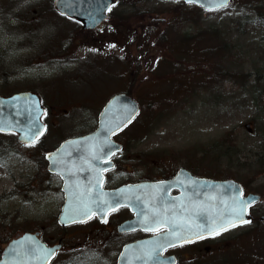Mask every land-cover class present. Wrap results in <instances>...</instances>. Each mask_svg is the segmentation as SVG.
Listing matches in <instances>:
<instances>
[{
	"label": "rangeland",
	"instance_id": "rangeland-1",
	"mask_svg": "<svg viewBox=\"0 0 264 264\" xmlns=\"http://www.w3.org/2000/svg\"><path fill=\"white\" fill-rule=\"evenodd\" d=\"M120 1L113 9V18L110 17L100 31L85 35L81 28H75L74 24L56 13L53 0H0V52L4 56L7 53L5 62L9 64L11 58L20 55L8 50L12 38H23V54L27 52L28 61L36 52L43 53L39 68L29 66L21 74L14 71L8 77L7 84H3L5 75L1 70L8 69V65L0 64V94L27 90L39 93L46 109L44 121L47 131L44 135H54L49 140L52 142L49 146H53L50 144L57 143L58 136L80 135L92 130L97 124L101 107L109 97L120 91H129L140 102L141 113L128 129L119 134L125 148L134 147L135 144V147L156 155L162 164H197L199 161L208 176L229 175L243 183L248 181L249 190L256 189L263 196L262 201L253 208V214L257 216L263 213L264 166L256 161L258 155L264 152V24L255 16L241 18L258 7L264 10V0H232L226 8L203 11L200 23H189L183 25L182 29L229 32L231 39L238 41L244 53L242 59H229L226 69L262 73L260 80L254 75L248 83L243 79L226 81L225 91H219L218 69H212L213 65L205 60H197L198 54L192 60L182 59L189 62L182 69L194 68L199 74L214 76L215 81L203 82L198 87L201 94L183 97L178 102L165 101L162 97L164 93L161 91L168 85L159 83V76L167 72L162 67L158 70L161 45L156 48L141 46L152 27L158 24L163 29L171 17H156L157 21L149 15H142L147 18L132 17L129 0ZM143 1H147V4L136 8V13L157 7L167 14H174L177 8L167 0ZM27 21L33 22V25L25 23ZM18 24L24 27L14 28ZM174 36L169 37L173 40L177 37ZM67 37L75 42L65 44ZM112 47L121 49L115 53ZM61 51L66 53L60 55ZM119 55L123 57L122 61L126 60V65L134 61L139 69L135 79H132V74L129 77L122 74L126 67L115 59ZM212 56L217 62V56ZM154 72V82L149 84L152 86L148 89V77ZM151 93H155V97H150ZM152 98L157 99L155 103L151 102ZM247 125L255 131L251 133ZM222 139L227 140L232 148L229 160L226 157L220 161L218 155L221 150L211 149ZM5 140L11 139L0 136V247L5 246L7 238L26 231H40L42 238L52 245L64 233L57 224L61 203L57 202L55 196L47 199L41 195H28L22 198L14 195L19 191L10 194L17 182L25 181L26 176L30 178L36 173V167L31 158L27 164H21L19 159L10 156V152L2 146ZM205 150L211 152L205 154ZM33 151L29 153L30 157H37L38 153L35 149ZM213 156L215 159H212ZM230 160H233L232 163L228 162ZM246 227L264 228L255 221ZM66 234L63 250L53 264H101L98 253L97 258L93 253L92 257L88 252L78 254L89 250L90 246L97 250L100 248V234L94 225L72 226ZM251 243L258 250L262 248L260 253L264 259V231L253 232ZM67 259L70 262L66 263ZM211 259L204 264H210Z\"/></svg>",
	"mask_w": 264,
	"mask_h": 264
},
{
	"label": "flooded vegetation",
	"instance_id": "flooded-vegetation-1",
	"mask_svg": "<svg viewBox=\"0 0 264 264\" xmlns=\"http://www.w3.org/2000/svg\"><path fill=\"white\" fill-rule=\"evenodd\" d=\"M30 21L25 23L33 25V22ZM17 26L18 27L14 26V28L24 27L21 24H18ZM78 27L81 28L79 25ZM84 32L86 35L87 32ZM22 40V37L16 40L12 38L8 50H12V53L17 52L20 55L18 58H11L12 61H10L9 64L6 63L7 61L5 62V60H7V53L6 56H4L0 52V64L8 65V69L1 70V72L5 75V83L3 84L8 83V77L14 71L21 74L26 71L29 66L37 68L40 67L43 53L36 52V54L31 55L28 61L27 52L26 55L23 54L25 46ZM69 42H71V39L68 40V43ZM74 42L75 40L71 43ZM68 43L65 42V44ZM63 48L64 46H62V50ZM67 50L68 49L65 51ZM65 53L66 52L61 51L59 54L64 55ZM41 77L38 78L41 79ZM35 93L40 96V99L44 105L43 97L39 93ZM45 117L46 114L44 115V120ZM97 126L98 119L96 126L86 133L94 131ZM46 130L47 125L45 123V131L43 135H40L32 143L20 142L18 135L15 133H0V136L11 139L5 140L2 144L4 150L10 152V156L19 159L21 164H27V160L31 158V161L36 167V173L30 178L26 176L25 181L21 180L17 182L14 191H12L10 194L19 191L18 194L14 193V195L16 197L20 196L22 198L25 196L28 197V195L34 197L41 195L47 199L55 196V198H58L57 202L61 203L58 208V216L61 212L64 202L67 199L66 192L63 189L66 180L70 181L74 186L71 187V190L69 191L76 196V202L85 200L103 203L105 202V199L103 198L105 191L117 190L123 186L141 182L171 180L177 176L180 170L189 172L193 178H230L206 175L203 166L201 163H199V161L197 164H185L182 162L174 164H162L160 163L161 160L157 158L156 155L147 153L146 150L135 147V144L134 147L125 148L122 135H119L121 132L115 134L113 139L116 143L120 144L122 148L119 152L112 155L110 161L108 159H104L99 154L91 157L77 155L57 156L55 162L58 165L68 163L69 166L67 168L70 171L67 173L64 170L62 173L52 172L49 168L50 160L48 158V153L56 151L58 147L68 139L80 138L87 135H83L86 134L83 133L80 135L58 136V142L55 144H50L53 146H49V143H52L49 142V140L53 139L54 135H44ZM34 149L36 153H38L37 157H30L29 153L34 152ZM88 152L100 153L101 149L90 148L88 149ZM86 160L92 163V166L88 169L81 167L84 165ZM103 163H106V168H102ZM22 177H24L23 174ZM233 179L237 180L236 178ZM190 180L192 179H190L188 174H184L180 177V182L182 184L189 183L191 186H193V183ZM237 181L243 187L244 196L249 193H256L251 191V189L249 190L250 186L248 181L244 183L239 180ZM41 190H43V192H41ZM181 193V188L175 187L170 191L161 189L160 191L156 192V194H153L152 197L155 200H161L168 205H173V203L182 201L179 198ZM147 197L148 195L146 194H138L132 199L135 201H142ZM21 202H23V200ZM254 206L255 204L249 208L251 220L247 223L234 226L213 235L192 237L190 240L184 241L177 239L176 242L173 241L171 244H167L166 241L161 240L159 237L168 231L167 227H162L161 224L163 222L148 224L143 222V224L138 227L128 225V222L135 219L136 217L135 213L132 212L129 207H120L112 211L104 220H101L95 213L92 218L84 223H77L65 228H61L64 233L58 238V240H63L64 247L65 240L67 238V229L72 226L92 224L97 228V232L100 234V248L97 250V248L94 249L90 246L89 250H83L78 254L84 255L88 252L92 257L93 253L97 258L98 253V255L101 257V264H120L121 257L125 264L140 263L142 260L146 262L147 259L154 261L156 258L159 260L172 258L175 259V264H204L207 260H209V258H212L210 260V264H264L263 255L260 253L262 252V248L259 247L260 250H258L255 248V244L251 243L253 241V232L264 231V228L260 227L257 229L255 227H246L249 224L253 225L254 221L257 223V225L259 223L264 225L260 221L261 214H258L257 216L253 214ZM154 214L167 215L162 211L155 212ZM175 216L177 215L175 214ZM197 217L200 218V215L198 214ZM149 226L150 228H148ZM137 243H141V245L128 249L129 246ZM63 247L59 253L62 252ZM56 260H54V262H56ZM67 262H70L69 259L66 260V263ZM89 262H92V260Z\"/></svg>",
	"mask_w": 264,
	"mask_h": 264
},
{
	"label": "water",
	"instance_id": "water-1",
	"mask_svg": "<svg viewBox=\"0 0 264 264\" xmlns=\"http://www.w3.org/2000/svg\"><path fill=\"white\" fill-rule=\"evenodd\" d=\"M177 1V0H174ZM189 4L202 6L207 10L222 8L229 4L220 6L222 0H179ZM114 0H55L56 10L63 16L77 21L84 29H95L102 22L109 18V11ZM140 106L138 102L127 93H119L112 96L103 106L99 113L98 128L87 136L73 138L64 141L59 148L48 153L50 170L52 172L67 173L68 163L58 165L55 160L57 156H83L91 157L101 155L109 159L120 145L116 144L112 136L127 127L138 115ZM44 114L39 96L31 91L18 92L10 96L0 95V132L18 134L22 142H33L44 130V123L41 118ZM247 127L251 128L249 125ZM90 148H100V153H89ZM92 163L85 161L82 168H90ZM102 168H106L103 163ZM181 171L177 177L170 181L143 182L135 185L124 186L113 191H105L103 198L105 202L81 200L76 202V196L69 190L74 187L70 181H65L64 191L66 201L58 216V223L68 226L78 222L89 220L95 213L100 219H106L107 215L120 206H129L136 217L128 222V225L138 227L145 222L162 223V227L169 228L168 233L160 236L161 240L171 244L177 239L190 240L192 237H199L224 230L236 224L246 222L250 216L248 208L251 204L258 202L259 194L250 193L243 197L241 187L232 180L215 181L212 179H194L196 184H182L179 180ZM187 173V172H185ZM175 187L182 190L181 202L174 203L182 207L183 212L188 215L186 220L176 219L175 216L154 214L160 212L157 208V201L153 194L165 189L170 191ZM138 194H146L148 197L142 201H135L132 198ZM164 212V211H162ZM200 215V218L197 215ZM264 222V215L261 216ZM153 226V225H151ZM150 228V226L148 227ZM141 243L128 247H138ZM62 247V241L48 246L39 238V232H26L12 239L4 247L0 255V264H50ZM120 264H125L122 257ZM132 264V263H130ZM134 264H175V259L166 260L147 259Z\"/></svg>",
	"mask_w": 264,
	"mask_h": 264
},
{
	"label": "trees",
	"instance_id": "trees-1",
	"mask_svg": "<svg viewBox=\"0 0 264 264\" xmlns=\"http://www.w3.org/2000/svg\"><path fill=\"white\" fill-rule=\"evenodd\" d=\"M245 1L248 2V0ZM120 2L121 1L118 0V3ZM129 2L131 3L130 6L132 9V17L139 16L140 18H147L146 16L142 15H149L150 18H153L156 21V17H162V19L164 17H171L169 20H167V24L163 29H160L158 24L152 27L150 33L146 35L147 40L145 41V43L141 42L142 47L146 45V47L149 46V48H156L161 45V51H159V55L161 57H159L157 63V65L159 66L158 70H160V68L162 67L167 70L165 74L169 73L168 75L164 74L162 76H159V83H166L168 85V87L165 86L166 88L161 91L164 93L162 97L165 98V101L170 100L172 102H178V100L183 97L201 94L198 88L200 84H202L203 82L208 83V80H210L211 82L215 81L214 76H210V74L208 76V74L206 73V76H204V74L197 73L194 68L188 67L186 71L182 69V67H184L186 63H189L188 61H183L182 59L187 58L192 60L198 54L199 57L196 58L197 60L201 59L202 62H204L205 60L207 63H211L213 65L212 69H216L215 71H217L218 69V80L220 83L219 91L222 92L225 91L224 82L226 81L233 82L237 81L238 79H243L245 83H248L251 81L254 75L258 80H260V76L263 75L262 73L254 74L253 72H239L230 71L226 69V62L229 59H242V55L244 53V50L239 45L238 41H233L231 39V35L229 32H225L223 30L218 29H208L206 31H199L198 29L197 31H195L193 28L188 29L186 31H182L183 25H187L193 22H201V13L203 11L197 8L196 6H191L192 8L188 9L187 7H189L190 5H186L182 2H172V4L177 7L175 8L174 14H167L165 11H161L157 7H152L150 9H142L141 12L143 13H136L135 9L141 8L143 5H145L147 1L129 0ZM113 13V11H111L110 13L111 19L113 18ZM252 16L257 17V19H259V21L264 24V10L261 7H258L257 9L248 12L241 19H248ZM172 31L174 32V35L177 36L179 39L177 37L173 40L170 39V35L174 36ZM134 40L135 36L133 35V41ZM212 54H215L217 56V62H215V60L213 59ZM115 59L120 62L122 61L123 57L120 58L118 56L115 57ZM125 62L122 61V63H124L122 65L126 67L125 69L123 68L124 70L122 74L125 77H129L130 74H132V79H135L139 69L136 68V65L134 64L133 60H131L130 63L127 65L125 64ZM149 73L150 71L148 70L147 74ZM155 76L156 72L151 73L149 75V80L146 84L148 89H150V87L152 86L149 84L151 82H154ZM203 77H207V79H203ZM186 82H188V84H185ZM150 97H155V93H151ZM155 100L157 99L152 98L151 102L155 103ZM226 141L227 140L223 141L222 139V141L220 140L219 143L217 142L211 147L212 150H221L220 155H218L220 161L221 159H225L226 157H228V159L226 160H229L230 156H232L229 155V152H231L230 150L232 148L230 147V143H227ZM210 152L211 151L205 150V154ZM212 159H215V157L213 156ZM232 161L230 160L228 162L232 163ZM256 163L260 164L261 166H264V152H261L258 155ZM10 238L11 237L7 238L4 243H6V241H8V239Z\"/></svg>",
	"mask_w": 264,
	"mask_h": 264
},
{
	"label": "bare ground",
	"instance_id": "bare-ground-1",
	"mask_svg": "<svg viewBox=\"0 0 264 264\" xmlns=\"http://www.w3.org/2000/svg\"><path fill=\"white\" fill-rule=\"evenodd\" d=\"M157 201V208L161 211H164L168 216H175V214L177 216H175L176 219H180V218H183L182 216L185 215V218L187 220L188 218V215L184 214L182 211L179 212L177 210L180 209L182 210V207H180L179 205L178 206H175V204L173 203V205H168L166 203H164L163 201L161 200H156Z\"/></svg>",
	"mask_w": 264,
	"mask_h": 264
},
{
	"label": "snow or ice",
	"instance_id": "snow-or-ice-1",
	"mask_svg": "<svg viewBox=\"0 0 264 264\" xmlns=\"http://www.w3.org/2000/svg\"><path fill=\"white\" fill-rule=\"evenodd\" d=\"M223 4H226V0H222V3L220 6H223ZM95 158V157H94Z\"/></svg>",
	"mask_w": 264,
	"mask_h": 264
}]
</instances>
